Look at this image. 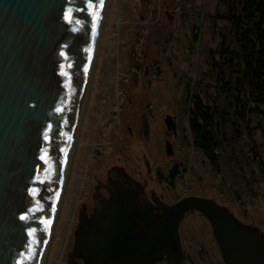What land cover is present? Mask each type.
I'll list each match as a JSON object with an SVG mask.
<instances>
[{
  "label": "rangeland",
  "instance_id": "1",
  "mask_svg": "<svg viewBox=\"0 0 264 264\" xmlns=\"http://www.w3.org/2000/svg\"><path fill=\"white\" fill-rule=\"evenodd\" d=\"M218 9L221 0L106 1L42 264H93L99 252L143 237L158 214L186 196L212 200L264 237V176L239 197L192 146L184 92L212 85L205 50L218 40L207 16ZM254 141L264 160L258 130ZM178 237L182 264H204L202 254L224 264L203 214H184ZM173 248L167 241L150 264H174Z\"/></svg>",
  "mask_w": 264,
  "mask_h": 264
},
{
  "label": "water",
  "instance_id": "2",
  "mask_svg": "<svg viewBox=\"0 0 264 264\" xmlns=\"http://www.w3.org/2000/svg\"><path fill=\"white\" fill-rule=\"evenodd\" d=\"M107 0H0V264H42ZM187 212L210 222L224 264H264V237L212 200L182 197L137 242L93 264H149Z\"/></svg>",
  "mask_w": 264,
  "mask_h": 264
},
{
  "label": "trees",
  "instance_id": "3",
  "mask_svg": "<svg viewBox=\"0 0 264 264\" xmlns=\"http://www.w3.org/2000/svg\"><path fill=\"white\" fill-rule=\"evenodd\" d=\"M221 1L223 9L207 16L218 40L213 50H205L212 85L203 84L198 93L188 86L184 106L191 104L193 148L242 197L258 174L264 176L262 152L254 146L256 130L264 139V0ZM219 20L226 24L218 25ZM178 125L176 119L177 131ZM201 257L210 263L205 254Z\"/></svg>",
  "mask_w": 264,
  "mask_h": 264
},
{
  "label": "flooded vegetation",
  "instance_id": "4",
  "mask_svg": "<svg viewBox=\"0 0 264 264\" xmlns=\"http://www.w3.org/2000/svg\"><path fill=\"white\" fill-rule=\"evenodd\" d=\"M158 216V215H157ZM156 218V217H155ZM154 220V219H153ZM152 220V221H153ZM172 241V243L174 244V248H173V250L176 252V262H174V264L176 263V264H182V261H181V258H182V255H181V248H180V243H179V246H177V244H176V242L174 241V239L172 238V237H170L167 241ZM178 240H179V237H178ZM166 241V242H167ZM165 242V243H166ZM164 243V244H165ZM158 253V252H157ZM99 254V253H98ZM97 254V255H98ZM96 255V256H97ZM156 257V256H155ZM154 257V258H155ZM154 259H152L150 262H149V264L153 261ZM205 264V263H204Z\"/></svg>",
  "mask_w": 264,
  "mask_h": 264
},
{
  "label": "bare ground",
  "instance_id": "5",
  "mask_svg": "<svg viewBox=\"0 0 264 264\" xmlns=\"http://www.w3.org/2000/svg\"><path fill=\"white\" fill-rule=\"evenodd\" d=\"M122 223H123V225H124V220L122 221ZM122 223H121V225L118 227V228H116V230H115V235L118 237V236H120L122 233H123V225H122ZM131 242H137V239H133Z\"/></svg>",
  "mask_w": 264,
  "mask_h": 264
}]
</instances>
